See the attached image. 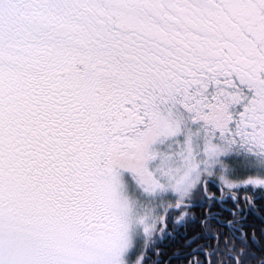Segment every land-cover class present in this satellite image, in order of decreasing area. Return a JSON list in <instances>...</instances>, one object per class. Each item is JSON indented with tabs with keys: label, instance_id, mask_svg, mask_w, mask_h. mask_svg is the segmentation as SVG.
I'll return each mask as SVG.
<instances>
[{
	"label": "snow or ice",
	"instance_id": "1",
	"mask_svg": "<svg viewBox=\"0 0 264 264\" xmlns=\"http://www.w3.org/2000/svg\"><path fill=\"white\" fill-rule=\"evenodd\" d=\"M0 264H264V0H0Z\"/></svg>",
	"mask_w": 264,
	"mask_h": 264
},
{
	"label": "flooded vegetation",
	"instance_id": "2",
	"mask_svg": "<svg viewBox=\"0 0 264 264\" xmlns=\"http://www.w3.org/2000/svg\"><path fill=\"white\" fill-rule=\"evenodd\" d=\"M241 195H243V193H241ZM174 246H175V242H173L172 245H169V246H168L167 251H168L169 253H171V252L173 251V249H174Z\"/></svg>",
	"mask_w": 264,
	"mask_h": 264
}]
</instances>
